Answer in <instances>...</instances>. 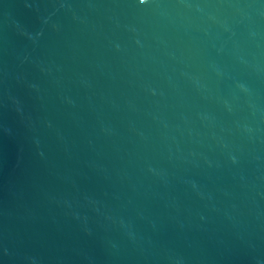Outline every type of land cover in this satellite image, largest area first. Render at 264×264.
<instances>
[{"label": "water", "instance_id": "95a60500", "mask_svg": "<svg viewBox=\"0 0 264 264\" xmlns=\"http://www.w3.org/2000/svg\"><path fill=\"white\" fill-rule=\"evenodd\" d=\"M0 264H264V0H0Z\"/></svg>", "mask_w": 264, "mask_h": 264}]
</instances>
